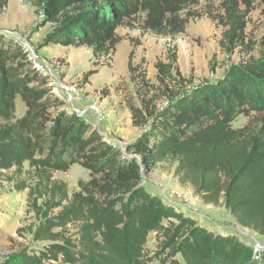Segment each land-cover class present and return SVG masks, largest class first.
Returning <instances> with one entry per match:
<instances>
[{"label":"trees","instance_id":"16d2710c","mask_svg":"<svg viewBox=\"0 0 264 264\" xmlns=\"http://www.w3.org/2000/svg\"><path fill=\"white\" fill-rule=\"evenodd\" d=\"M21 1L42 8L38 28L51 24L44 44L91 49L99 61L117 52L121 26L138 25L175 40L198 17L192 8L200 2ZM9 2L0 0V10ZM254 2L221 0L222 15L211 17L223 27L220 46L226 51L250 47L247 18ZM9 40L0 34V172L24 173L28 163L37 180L29 185V200L35 205L44 198L48 208H59L34 230L38 240L49 242L46 249L20 254L10 264H264V247L207 229L143 185V172L173 161L179 183L204 204L224 205L239 224L264 235V56L233 64L221 79L191 88L175 47L167 62L155 65L160 86L146 79L141 63L132 65L131 52L130 71H138L132 77L146 95H140V105L127 102L141 132L123 150L67 112L26 50ZM97 72L85 73L83 84ZM17 98L26 107L20 117ZM240 115L248 121L235 127ZM74 164L87 169L89 179L70 195L54 172ZM71 224L77 225L75 234L69 233ZM152 234L158 250L151 253Z\"/></svg>","mask_w":264,"mask_h":264},{"label":"rangeland","instance_id":"374dc122","mask_svg":"<svg viewBox=\"0 0 264 264\" xmlns=\"http://www.w3.org/2000/svg\"><path fill=\"white\" fill-rule=\"evenodd\" d=\"M253 7L247 18L250 47L233 52L220 46L223 27L218 21L211 20V17L222 15L221 0H200L192 8L198 17L190 19L187 31L177 35L175 40L171 36L145 32L138 25L135 28L119 27L117 33L122 40L117 44V52L112 58L100 61L91 49L63 47L57 43L44 44L51 24L38 28L42 8L21 0H10L9 5L0 10V34L20 45L27 53V48L35 49L47 59L53 65L57 77L74 87L76 106L86 109V114L81 115V118L97 128L106 140L125 150L126 144L134 141L141 132L132 122L127 102L140 105V95H146L132 77H136L138 71L136 69L133 74L130 71L131 52L132 65L141 63L146 79L156 86H160V82L155 65L159 61L167 62L173 47L178 57L177 65L182 74L190 78L189 87L215 82L233 64L264 56V5L261 0H255ZM186 13L184 11L183 16ZM139 20L140 16L136 21ZM95 61H98L97 65ZM91 69H97L98 72L89 77L88 83L83 84L85 73ZM16 101V115L19 117L25 112V104L20 98ZM158 103L162 107L165 98H160ZM66 107L70 113V107ZM247 121L246 116L240 115L233 125L241 127ZM29 169V164L25 163L24 173L14 169L0 172V264H10L25 252L40 253L46 249L49 242L38 240L34 230L43 220L59 211V208H48L44 198L37 199L35 205L33 198L29 200V185L37 181ZM175 169L176 163L169 160L159 163L149 173L143 172L144 187L207 229L235 235L247 244L264 247L263 234L239 224L224 205L204 204L191 188L179 183ZM54 178L66 182L72 195L79 190L80 180L89 179V171L74 164L68 171L54 172ZM77 229V225L71 224L69 233L75 234ZM147 248L151 253L158 250L154 234L150 236ZM44 264L56 263L45 261Z\"/></svg>","mask_w":264,"mask_h":264},{"label":"built area","instance_id":"2783aa9c","mask_svg":"<svg viewBox=\"0 0 264 264\" xmlns=\"http://www.w3.org/2000/svg\"><path fill=\"white\" fill-rule=\"evenodd\" d=\"M28 59L30 65L39 73L44 75L51 87L52 95L64 101L65 107H70V113L85 115L86 109L77 107L75 104L76 92L73 86L64 83L57 77L53 65L44 57L40 56L35 49H28ZM66 107V108H67Z\"/></svg>","mask_w":264,"mask_h":264},{"label":"crops","instance_id":"0c3cea01","mask_svg":"<svg viewBox=\"0 0 264 264\" xmlns=\"http://www.w3.org/2000/svg\"><path fill=\"white\" fill-rule=\"evenodd\" d=\"M49 24H50V23H49ZM57 45L63 46V45H61V44H57ZM63 47H66V46H63ZM71 47H72V46H71ZM17 99H18V98H17ZM16 102H17V101H16ZM25 110H26V107H25ZM23 114H24V113H23ZM23 114H22V115H23ZM22 115H21V116H22ZM19 117H20V116H19Z\"/></svg>","mask_w":264,"mask_h":264}]
</instances>
